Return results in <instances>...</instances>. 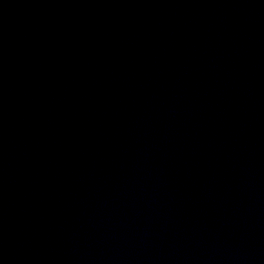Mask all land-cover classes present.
Here are the masks:
<instances>
[{"label": "water", "instance_id": "obj_1", "mask_svg": "<svg viewBox=\"0 0 264 264\" xmlns=\"http://www.w3.org/2000/svg\"><path fill=\"white\" fill-rule=\"evenodd\" d=\"M0 264H264V0H0Z\"/></svg>", "mask_w": 264, "mask_h": 264}]
</instances>
